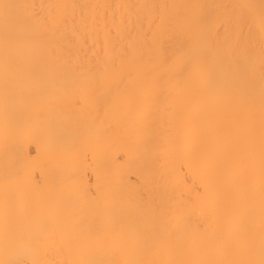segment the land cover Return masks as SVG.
<instances>
[{
    "label": "bare ground",
    "instance_id": "6f19581e",
    "mask_svg": "<svg viewBox=\"0 0 264 264\" xmlns=\"http://www.w3.org/2000/svg\"><path fill=\"white\" fill-rule=\"evenodd\" d=\"M0 264H264V0H0Z\"/></svg>",
    "mask_w": 264,
    "mask_h": 264
}]
</instances>
